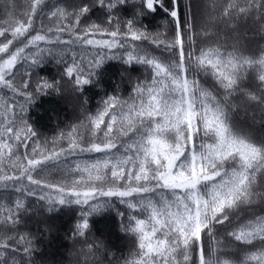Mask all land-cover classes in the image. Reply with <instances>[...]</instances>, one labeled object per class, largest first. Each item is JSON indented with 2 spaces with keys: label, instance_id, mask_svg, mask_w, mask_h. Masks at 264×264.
I'll list each match as a JSON object with an SVG mask.
<instances>
[{
  "label": "snow or ice",
  "instance_id": "1",
  "mask_svg": "<svg viewBox=\"0 0 264 264\" xmlns=\"http://www.w3.org/2000/svg\"><path fill=\"white\" fill-rule=\"evenodd\" d=\"M128 2L93 0L107 10L106 21L82 24L92 5L67 12L53 2L44 11L48 0H31L26 22L0 28V37L11 32L0 44V53L7 54L0 57V264H35L32 241L9 234L29 211V198L49 213L57 206L79 209L74 229L79 237H85L92 216L115 211L122 229L135 238L124 264H264V191L258 190L264 187V139L233 123L243 105L236 102L238 94L264 113V51L197 49V36L210 33L197 32L191 0H131L140 5L137 16L146 9L170 18L164 31L154 33L137 27L134 19L121 23L116 10ZM241 16L259 22L264 31V0H227L222 6L225 22ZM70 17L73 22L65 23ZM37 18L36 34L10 51L36 27ZM117 58L146 66L149 74L134 85V96H110L88 118L90 141H84L80 125L62 133L51 149L34 139L38 134L25 118L34 100L31 73L20 71L25 63L29 68L48 59L65 63V76L82 90L106 59ZM249 79L254 90L241 86ZM35 87L39 93L54 84L37 81ZM60 139L67 140L66 147L58 145ZM88 154L100 155L70 159ZM257 242L255 250L239 254L238 245ZM102 248L82 247L81 264H96Z\"/></svg>",
  "mask_w": 264,
  "mask_h": 264
},
{
  "label": "trees",
  "instance_id": "2",
  "mask_svg": "<svg viewBox=\"0 0 264 264\" xmlns=\"http://www.w3.org/2000/svg\"><path fill=\"white\" fill-rule=\"evenodd\" d=\"M53 2L66 9L67 12H74L77 6H83V4L92 5V11L82 18V24L91 21L104 23L107 18V10L95 5L93 0H48L44 11L51 10L50 6ZM184 2L187 4L189 0H184ZM226 2L227 0H191L197 32L208 31L210 33L209 36L202 34L197 36V49L219 46L222 51L235 49L245 55H259L264 51V31H261L260 23H254L251 17L242 16L225 22L223 18H220V13ZM139 7V4H133L129 0L125 5L118 7L116 15L119 16L122 24L128 19H134L136 26L142 30L152 33L164 31L165 20L170 18L163 11L149 13L144 9V15L140 17L136 15ZM30 8L31 0H0V28H10L16 21L26 22ZM186 12L187 9H184L182 15ZM71 22H73L72 17L65 21V23ZM47 23L48 26H54L55 21ZM37 27H39L38 18L36 27L22 38L19 44L14 41L10 46V51L26 42L28 36L35 35ZM168 36L171 37L170 29ZM63 38L67 39V34H64ZM7 39H11L10 31L6 32L4 37H0V44L6 42ZM147 47L154 54L160 55L159 49L152 45H147ZM6 56V53H0V57L6 58ZM65 66V63L58 64L55 60L48 59L39 66L29 68V64L25 63L20 68L21 73L25 71L31 73L29 91L34 93L33 102L27 105L25 118L38 134L34 139L49 149L53 146V141L61 137L62 133L66 134L77 125L81 126L79 131L84 141L86 143L90 141L88 118L95 115L97 110L103 107V101L110 96H116L121 100H128L134 96V85L137 82H143L145 75L149 74L146 66L135 63L125 65L123 59L119 58L106 59L101 67L95 70L96 75L92 77L93 83L78 90L74 81L65 76ZM250 75L254 76L255 73L252 72ZM21 79H29V77H21ZM45 80L53 83L54 88L36 93V82ZM201 80L205 82L203 77ZM212 83L209 77L206 84L210 86ZM241 86L254 90L255 81L254 79L245 80ZM4 94L12 95L7 90H4ZM17 99L23 103L22 98L17 97ZM235 99L238 104L243 102V105L233 114L235 126L257 139H264V113H261L259 106L245 101L244 97L239 94ZM57 143L59 146H67L66 139H60ZM29 144L30 147L34 146L31 142ZM23 152L24 149L20 148L19 153L22 155ZM99 155H80L70 159L84 160ZM258 190L264 191V187ZM9 195L10 199H14V194ZM27 203L29 211L21 213L22 223L16 229H9V234H15L17 237L24 234L32 241L34 249L32 259L35 264H81L83 257L80 250L82 247L86 249L87 244L103 245L96 264H124L135 249V238L122 229V221L115 211L101 212L92 216L90 228L86 230L85 237H79L74 235L75 224L80 220L79 209L57 206L59 210L49 213L46 211V205L35 198H29ZM114 203L119 210L126 211L124 206L116 201ZM245 218L248 216L245 215ZM257 246L259 242L250 246L238 245L239 254L242 255L246 250H255ZM72 253L73 255H70Z\"/></svg>",
  "mask_w": 264,
  "mask_h": 264
},
{
  "label": "rangeland",
  "instance_id": "3",
  "mask_svg": "<svg viewBox=\"0 0 264 264\" xmlns=\"http://www.w3.org/2000/svg\"><path fill=\"white\" fill-rule=\"evenodd\" d=\"M2 3H4V1H3ZM205 7H206V8L208 7V6H207V4H206V6H205ZM206 15H207V13H206ZM205 20L207 21V19H206V16H205ZM206 21H205V22H206ZM71 247H73V246H71ZM74 252H75V251H74ZM74 252H73V253H74ZM73 253H72V254H70V255H73Z\"/></svg>",
  "mask_w": 264,
  "mask_h": 264
}]
</instances>
